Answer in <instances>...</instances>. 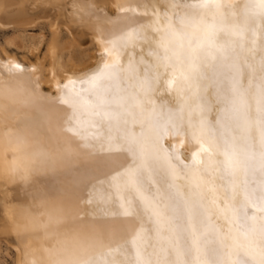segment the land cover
Returning a JSON list of instances; mask_svg holds the SVG:
<instances>
[{
  "label": "bare ground",
  "instance_id": "obj_1",
  "mask_svg": "<svg viewBox=\"0 0 264 264\" xmlns=\"http://www.w3.org/2000/svg\"><path fill=\"white\" fill-rule=\"evenodd\" d=\"M205 4L219 5L207 24L200 19ZM245 4L249 0H0V26L15 35L12 39L13 35H6L0 43V241L14 250L16 264H88L91 260L96 264H111L113 260L136 264L133 247L118 249L142 226L147 229L152 218L127 190L117 193L114 187L113 178H119L139 160L125 144L130 136L141 134L152 108L156 118L177 110L194 124L203 109L209 123L216 119L224 100L220 87L229 71L224 64L238 65L250 55L243 42L239 52L235 51L234 38L229 37L227 28L221 30L222 17L243 22L245 15L253 12L251 7L246 12ZM30 27H39L41 32L27 35ZM212 32L225 39L212 44ZM162 33L173 41V49L178 48L180 38L194 44L202 41L201 50L208 48L213 67L210 72L193 70L190 78L185 74L179 94L175 92L176 77H168L164 87L147 102L149 107L135 109L136 99L129 86H138L146 75L145 67H151L157 37ZM259 42L257 19L254 43L248 42L257 56ZM42 45L45 50L40 57ZM18 51L24 55L18 56ZM221 54L224 64L219 60ZM112 67L124 69L119 73L125 77L121 91L116 90L114 81L102 76ZM231 71L235 74L236 69ZM101 80L111 88L108 98L113 106L125 105L120 109L121 119L113 122L116 127L111 135L115 139L111 143L96 123L103 112L79 111V105L91 109L96 104L89 95H98ZM74 107L77 126L89 142L68 131ZM133 112L138 113L135 121L130 115ZM37 113L42 116L40 126L46 135L28 123ZM233 120L239 122L235 116ZM93 138L101 143L90 142ZM209 138L219 150H229L215 131ZM160 144L169 155L179 156L177 163L187 166L185 171L199 162L204 174L201 195L212 199L208 196L212 188L215 197L230 198L233 177L229 172L221 169L214 173L215 162L211 160L208 163L213 167H203L207 144L196 143L183 129L176 132L171 126ZM165 170L163 164L153 169L151 181L160 182ZM214 175L220 179L214 181ZM123 196L131 201L133 214H94L122 212L119 200ZM250 199L256 208L261 207L255 193ZM239 229L241 244L255 242L250 222L241 219ZM176 231L186 234L187 229L177 226ZM176 243L175 238L163 240L155 233L147 240L152 259L163 258L166 253L161 249ZM179 245L186 250L183 235ZM224 258L226 261L227 255Z\"/></svg>",
  "mask_w": 264,
  "mask_h": 264
},
{
  "label": "snow or ice",
  "instance_id": "obj_2",
  "mask_svg": "<svg viewBox=\"0 0 264 264\" xmlns=\"http://www.w3.org/2000/svg\"><path fill=\"white\" fill-rule=\"evenodd\" d=\"M202 7L204 12L200 19L207 24L214 7L219 5L205 4ZM242 7L246 12L251 7L252 15L246 14L240 23L224 16L221 30L227 28L229 37L234 38L236 52H239L243 42L248 45L247 51L250 55L238 65L224 64L223 55L219 56V60L229 71L226 81L222 82L220 87L219 94L224 100L216 119L209 123L203 109L200 118L194 124L177 110H169L166 115L156 118L155 109L152 108L146 117L147 125L141 134L130 136L125 144L128 150L139 156V160L119 178H113L114 187L117 193L127 190L132 199L137 201L138 206L147 211L152 218V223L147 229L142 226L128 244L118 249L122 251L128 246L133 247L136 264H264V0H259L258 4L255 0H249V4ZM257 19L260 33L258 56L248 43L249 41L254 43ZM211 22L215 23V20ZM173 36L179 38L177 33H173ZM221 39L225 37L217 32L211 33L212 44L218 43ZM201 44L200 40L194 44L192 40L185 42L180 38L178 48L173 49V41L168 38L167 33L157 37V46L154 48L156 56L151 62V67H145L146 75L140 79L138 86L135 83L129 86L130 93L136 99L134 108L149 107L147 102L152 100L154 93H158L164 87V80L170 76L176 77L175 92L179 94L181 85L185 82V74L190 78L193 70L198 71L201 68L210 72L213 65L208 58V48L201 50ZM232 68L236 69L235 74L232 73ZM121 71L124 69L112 67L106 74L102 73L104 80L115 82L117 91L122 90L120 84L125 79L119 75ZM104 80L97 85L98 95H89V99H95L96 104L91 109L79 105V111L81 114L90 111L98 114L102 111L103 116L99 117L96 123L105 132L104 139L111 143L115 139L111 135L112 129L116 127L113 122L121 119L120 109L125 105L118 103L113 106L108 98L111 88ZM73 111L74 115L68 121L70 124L68 131L80 135L81 139L89 142V138L77 126L78 118L75 116L77 108L74 107ZM137 114L130 113L133 121ZM233 116L239 122H234ZM41 120L42 116L37 113L28 123L46 135V131L40 126ZM168 126L176 132L183 129L194 142L203 141L208 145L203 153L205 156L203 167H213L208 163L211 160L215 162L214 173L221 169L229 172L233 177L229 199L215 197L212 188L208 189V196L212 199L208 200L201 195L200 185L204 174L201 173L199 162L185 171L187 166L181 167L177 163L179 156L169 155L160 144ZM212 131L227 142L228 151L217 148L216 142L209 138ZM90 142L101 143L95 138ZM116 142L119 143L118 140ZM161 164L166 165V170L161 174V181L154 183L151 181L152 170L159 169ZM212 179L218 181L220 178L214 175ZM173 189H176L175 193ZM253 193L261 202L259 208L251 203L250 197ZM87 203L85 201L86 205ZM119 203L122 209L120 213L94 214L97 216L133 214L131 201L127 196L121 197ZM241 219L251 223L252 230L256 233L254 243L248 245L240 243ZM177 226L187 229L186 234L177 232ZM152 233L163 240L175 238L177 241L174 247L161 249L162 253H166L163 258L152 259L153 253L147 246L148 237ZM182 235L186 250H182L179 245ZM157 255L159 257V254ZM88 264H96V261L91 260ZM111 264H124V261L113 260Z\"/></svg>",
  "mask_w": 264,
  "mask_h": 264
},
{
  "label": "rangeland",
  "instance_id": "obj_3",
  "mask_svg": "<svg viewBox=\"0 0 264 264\" xmlns=\"http://www.w3.org/2000/svg\"><path fill=\"white\" fill-rule=\"evenodd\" d=\"M44 21H46V20H44ZM49 21L50 20L48 19L47 22H49ZM107 21H109V20H107ZM41 23H44V22H41ZM0 27H2V28H0V43L4 42L6 35H8L9 37H11L13 35L10 39L15 37V35L12 34V32L9 30V28H7L5 26L4 27L0 26ZM6 28H7V30H6ZM62 29H63V32H65L64 27H62ZM42 30H44L46 37H48L49 36L48 29L46 27H44V29H42ZM29 31H31V32H29ZM5 32H8V33H5ZM39 32H41L39 27H33V28L30 27L27 30V35H38ZM44 50H45V45L44 46L42 45L40 57H42ZM17 53L19 54L18 56L24 55V53L21 51H18ZM29 58H30V60L35 61V58H33L32 56H29ZM0 264H16L14 250L10 246L5 244L4 241H0Z\"/></svg>",
  "mask_w": 264,
  "mask_h": 264
}]
</instances>
